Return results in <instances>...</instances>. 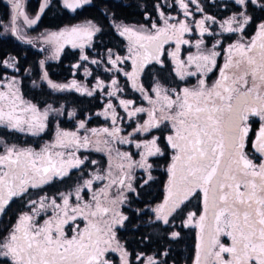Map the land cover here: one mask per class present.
Listing matches in <instances>:
<instances>
[{"label": "snow or ice", "instance_id": "snow-or-ice-1", "mask_svg": "<svg viewBox=\"0 0 264 264\" xmlns=\"http://www.w3.org/2000/svg\"><path fill=\"white\" fill-rule=\"evenodd\" d=\"M90 2L63 0V7L75 11ZM234 2L239 10L220 23L222 33L239 34L227 48L221 40L206 46L205 34L215 35L210 31L217 23L215 17L203 15L188 22L193 16L190 4L196 5L197 12L204 11L199 0H175L184 19L161 11L162 26L156 22L151 28L139 29L116 25L119 35L129 42V55L110 56L108 63L119 72L117 65L131 60L132 70L123 74L148 105L119 100L127 118L136 120L127 135H121L118 123L123 117L108 102L97 115L110 119V127L88 129L85 120H78L75 130L57 124L52 140L38 149L9 144L0 136V264H115L114 253L119 264H132L131 254L117 235L129 220L123 207L129 203L128 194L137 192L135 170L144 171L147 179L143 185H147L153 179L151 158L164 156V147L171 150L164 197L148 211L136 209L135 214L142 218L150 212L145 223L154 228L171 225L181 217L183 227H194L197 236L192 264H264V19L256 24L253 35L245 33L254 22L248 9L256 6L264 11V0ZM8 5L10 28L5 26L4 32L31 43L25 40L20 22L29 28L36 25L49 0H43L35 17L26 12L23 0H8ZM193 25L200 36L194 44L197 51L182 58L181 45L191 44L185 34L193 32ZM99 31L88 21L49 32L44 40L56 44L58 53L64 44L83 48ZM170 43L175 44L171 51L165 48ZM218 49L223 50V64H218ZM164 56L170 59L171 72L183 86L172 87L157 78L150 89L145 88L141 74L148 65L165 68ZM81 59L88 57L82 55ZM2 66L16 69V58L4 60ZM217 69L216 79L209 83V74ZM190 78H195L194 84H189ZM43 79L53 90L72 88L88 96L96 88L106 87L100 80L91 91L76 81L56 84L47 73ZM18 83L15 78L0 79V128L40 136L48 129L50 114L62 116L64 109L49 104L41 111L23 99ZM111 89L107 92L110 97L123 91L115 78ZM68 116L74 118L76 113ZM164 129H168L167 135ZM153 130H160L161 135H151ZM118 144L134 145L138 152L121 151ZM90 149L105 152L106 168L90 171L88 178L67 192L41 194L45 186L69 179L73 170L86 169L88 157L79 153ZM90 164L95 166L97 161ZM195 197L200 198L202 211L199 215L192 211L185 214ZM17 201L21 208L15 222H2L7 209ZM161 232L169 240L180 236L167 227ZM159 256L167 257L168 251L154 255L140 252L135 259L138 264H168Z\"/></svg>", "mask_w": 264, "mask_h": 264}, {"label": "trees", "instance_id": "trees-1", "mask_svg": "<svg viewBox=\"0 0 264 264\" xmlns=\"http://www.w3.org/2000/svg\"><path fill=\"white\" fill-rule=\"evenodd\" d=\"M40 1L28 0L25 4L26 11L29 14L35 15L38 11ZM160 4L161 0H91L89 4L70 12L63 7L60 0H50L49 7L41 15L33 31L35 34L40 35L91 21L101 31L96 33L92 39L90 48L85 50L87 57L90 59L102 58L108 53H113V51L122 55L125 48L122 39L118 35L116 25L123 24L138 28L140 26L150 25L152 22L157 23V5L160 6ZM199 4L204 10L202 13L215 17L216 21H222L239 10V7L230 0H199ZM248 12L254 18V22L245 28L247 37H250L256 29V24L261 19H264V11H261L259 7L252 6L248 9ZM8 14L5 1L0 0V23H6ZM204 38L208 37L205 36ZM236 38L237 34H218L216 38H212L210 44L216 40H221L224 48V46H228ZM31 45L32 43L21 41L12 37L11 34H2L0 29V76L5 73L2 62L10 57H15L16 69L11 72L20 78L19 89L22 96L40 107H45L50 104L56 109L63 108L64 115L60 116L57 123L61 128L66 130H75L78 120H85L86 117L93 116L101 109L100 96L98 93H93L92 96H88L87 94L74 91L71 88L63 91L58 90L53 94L44 85L39 84V63L42 61L44 54L35 50ZM185 51L186 48H184L181 54L182 56H184ZM163 59L166 62L165 68L161 69L160 66L152 64L143 72L140 81L144 84L145 88L149 89L150 87L146 85L147 82L144 77H149L150 75L154 79L161 78L167 81L169 86H183V82L176 79L175 74L171 72L172 65L169 59L166 56ZM78 62V52L65 48L56 60H47L45 62L44 71L47 73L49 80L57 84H65L73 77L78 80L83 77L81 67L76 70L74 69V65ZM90 70L91 75L87 79L88 85L92 83L91 80L95 76L99 75L98 72L96 74L94 68H90ZM69 112H75L76 116L70 118L68 116ZM49 120L47 131H52L54 121L52 119ZM100 121L98 117H92L86 122V126L89 128L97 126L102 123ZM167 132L168 129L164 130V135ZM0 136H3L8 142L23 139L20 142L22 145L28 144L31 141L28 136L20 137L14 131H9L4 128H0ZM161 145L162 147L165 146L163 140H161ZM166 150L167 148L164 147V151ZM160 160L163 164L166 161L164 156L159 159H152L154 168L158 167ZM152 173L156 176V179L148 183V186L137 189V198L132 199V207L142 209V206L145 205V211H148L155 200L157 202L161 201L160 195L157 197V194L164 181V176L155 170ZM191 209L198 213L197 204L193 205ZM187 211H190V208H186L185 214ZM144 216L140 218L130 214L129 220L125 223V227L118 234L120 242L125 245L131 254L130 259L132 264H138L135 259L137 253L143 252L145 255H154L157 252L162 253L165 250L168 251V256H159L158 258L166 259L168 264H192L197 236L195 229L183 227L181 224L182 217L178 218L174 223L179 224L173 226V230L180 232V236L176 240H169L166 236L162 235L161 229L159 230L145 223L149 219V214ZM170 226H167V228L173 231L170 229ZM144 237H151V240H146ZM113 259L115 260V264H118L117 258L115 257Z\"/></svg>", "mask_w": 264, "mask_h": 264}, {"label": "rangeland", "instance_id": "rangeland-1", "mask_svg": "<svg viewBox=\"0 0 264 264\" xmlns=\"http://www.w3.org/2000/svg\"><path fill=\"white\" fill-rule=\"evenodd\" d=\"M4 1H5V4H6L7 8H8V13L9 14H8V20L6 21V23H4V22L0 23V29L2 31V34L10 35V31L8 33L4 32V27L5 26H8L10 28V24H9V20H10V6L8 5V0H4ZM27 1L28 0H23L24 5L27 3ZM60 1H61V4L63 5V0H60ZM230 1L235 4L234 0H230ZM42 2H43V0L40 1V4ZM49 2H50V0H49ZM40 4H39V7H40ZM168 5H172V6L169 7ZM83 6H85V5H83ZM236 6H238V5H236ZM189 8H190V11L193 12V16L188 18V22L189 23H191L193 21V19L198 20V19H201L203 15H206V14H204L202 12H197L196 11V5H194V4H190ZM25 10H26V7H25ZM38 10H39V8H38ZM67 10H69V9H67ZM69 11L71 12L72 10H69ZM161 11L164 13L165 16H173V17H177L178 19H184L183 12L175 5V0H161V4H160V7H159V10H157V12H158L157 13L158 14L157 15L158 16L157 17V24L162 26V20L160 18V14H159ZM29 15L32 16V17H35L36 14L35 15L29 14ZM228 18H226V19H228ZM226 19H223L222 21H217L216 24H212L210 26V31L215 33V35L209 36V35L205 34V36L208 37V38H204L205 42H206V46L210 47L211 46L210 42L212 41V38H216V36L218 34L233 35V34L222 33L221 32L220 23H222ZM20 23H21V27L23 29L22 34L25 36V40H28V41L32 40V42H31L32 45L31 46L35 50H38V52H41V53L44 54V56L42 58V61L44 62L43 65H41V61L39 63V69H40L39 84L44 85L53 94L58 91V90H53L52 88H50L48 86L47 80L43 79V77L45 75L44 65H45V62L47 60H56L59 57V55H60V53L62 52L63 49L69 48L70 50H76L78 52V54H79V62L76 64V65H78V67H74V69L76 70L77 68L81 67L82 68L81 71H82L83 77H81L80 80H78L75 77H73L67 83H65V85H69V84L72 83V81H76V83L78 85H80L83 88H87L88 90L91 91L96 86L97 80H100L106 86L103 89L96 88L95 91L93 92V93H98V95L101 98L100 99V102H101V105H102L101 109L99 111H97L93 116H88L85 119V121L87 122L92 117H98L101 120L100 122H102V123L97 125V126L90 127V128L88 126H86V128H88V129H91V128L99 129V128L110 127L111 126V120L110 119L106 120L103 115H97V113H102L105 110V106H106V104L108 102H111L114 106H116L117 112L119 113V115L121 117H123V121L122 122L118 121V123L120 124V127L123 129L121 135H127V133L132 130V127H135L136 120L135 119L129 120L127 118L126 113L123 111V109L119 107V100L120 99L132 100V101H134L136 106H144V107L148 106L147 102L142 99L141 94L131 87V82L128 81L127 77L123 74L124 72H130L132 70L131 60H125L124 63L118 64L117 67L121 70L119 72H117L115 69H113L112 65L110 63H108V60H109L110 56H111L112 59H115L117 56L123 58V57H126V56L129 55V52H128L129 44L126 41H124L122 39L123 46L125 48L124 53H122V55L117 54L115 51H113V53L112 52L108 53L107 55L103 56L102 58H92V59L88 58L87 60H82L81 56L82 55L87 56L86 53H85V50L90 48V44H91L92 40L89 43L85 44V46L83 48L73 47L71 44H64L63 47L60 48L59 52L57 53V50H56L57 49V45L54 44V43H46L45 40H44V36H46L49 32L48 33H43V34H40V35L39 34H35L34 31H33V28H34L35 25L32 26L31 28H29L27 26H23L22 21ZM86 23L87 22L76 24V25H85ZM152 23L150 25H146L144 27L145 28H151ZM93 24H95V23H93ZM76 25H74V26H76ZM70 27H72V26H70ZM70 27H68V28H70ZM140 27H138L137 29H139ZM56 32H58V31H56ZM95 35H96V33L93 35V37ZM93 37H92V39H93ZM199 38H200L199 33H198V31L195 30V27L193 25V32L185 34V39L190 40L191 44L190 45H181V54L184 51V48H186L184 56L181 55L182 58L187 57L189 55V53H195L197 51L196 48L194 47V44H195V41L197 39H199ZM165 48L168 49L169 51H171V50H173L175 48V44L174 43L167 44V45H165ZM224 48H227V46H224ZM218 50L221 51V55L217 58L218 64H223V62H224L223 50L222 49H218ZM93 60L98 61V63H92ZM170 63H171V61H170ZM171 65H172V63H171ZM90 68H94L96 74L98 72L99 75L95 76L93 78V80H91L92 83L90 85H88L87 84V79L90 78V75H91ZM108 69H112V70L108 71ZM3 70L5 71V73L2 76H0V79L15 78L19 82L18 83V87H19L20 78L18 76L13 75V73L11 72V71H14L15 69L3 67ZM217 73H218V69L214 73H210L209 74V76H210L209 83H211L212 81H214L216 79V74ZM141 77H142V75H141ZM141 77H140V80H141ZM114 78L118 81V86H119V88L123 89V91L117 92L116 96H111L110 97V96L107 95V92L112 90L111 89V80L114 79ZM144 79L147 82L146 85H149V87L151 88V86L153 85V82L155 80L154 78H152V75H150L149 77L145 76ZM190 79H191V81H189V84H194L195 83V78H190ZM212 79H214V80H212ZM72 90L76 91L75 89H72ZM20 95L22 96L21 93H20ZM23 99L26 100V101H29L28 99H26L24 97H23ZM33 104H35V103H33ZM38 107L41 109V111H43L46 106L45 107L38 106ZM141 115L143 116L144 114H141ZM144 118H146V116ZM49 119H52L54 121L53 130L52 131H46L45 133L41 134L40 136H31V135L26 134V133H20V132H15L14 131L20 137L28 136L31 141L28 144H25V145L20 144V142L23 141V139H17L14 142H11V141H9V142L7 141V142L9 144H17L19 146H31V147H34V148L38 149L45 142H50L52 140L53 135H54L55 130H56V126L58 124L57 120L60 119V116H57L55 114H50ZM83 134H84V130H81V135H83ZM147 138L150 139L151 136H148ZM34 144H37V145H34ZM116 147H119L121 151H130L132 153H137L138 152V150L135 148L134 145H119L118 144V145H116ZM79 155L87 156L88 160H89V163H88V167L86 169H83V171L79 170L78 175L75 177V181H74V184H73L72 187H75V185L78 182H82V178L83 179L88 178V173L90 171L95 170V168L103 169V168H106L107 165H108V157L105 154V152H96L95 150H91V149L90 150H81ZM158 157H152L151 161H152V159H155V158H158ZM136 159H139L138 155L136 156ZM91 160H96L97 161V165H95V166L91 165L90 164ZM154 170L161 175L162 171H161V169L159 167H157V168L153 167L152 170H151V175H152V171H154ZM135 177H136L135 186H136L137 189H142V188L146 187V186H142L141 187V185H143V181L145 179H147V175L144 173L143 170L136 169L135 170ZM153 180H154V178L151 181H153ZM70 189L64 190V192H67ZM59 192H61V191H59ZM128 195L130 196L131 199H133L136 194L135 193H129ZM196 199H198V198H196ZM160 202H157L155 200L154 204L151 207H154L156 204H158ZM201 209H202V206H201ZM198 212H199V210H198ZM148 214L150 216L151 213L149 212ZM199 214L200 213H197V215H199ZM178 224L179 223H174L173 222V224H171V226L170 225H168V226H170V229L173 230L174 229L173 226H176ZM164 227H167V226H164ZM189 228L195 229L194 227H189ZM158 229L160 230V229H162V227L160 226V228H158ZM195 231H196V235H197V230L195 229ZM114 256L119 260V257H118L117 254L114 253Z\"/></svg>", "mask_w": 264, "mask_h": 264}, {"label": "flooded vegetation", "instance_id": "flooded-vegetation-1", "mask_svg": "<svg viewBox=\"0 0 264 264\" xmlns=\"http://www.w3.org/2000/svg\"><path fill=\"white\" fill-rule=\"evenodd\" d=\"M256 30V29H255ZM255 33V31L253 32V34ZM252 34V35H253ZM239 35V34H238ZM237 35V36H238ZM147 68V67H146ZM145 68V69H146ZM143 74V73H142ZM141 74V75H142ZM212 80H214V79H212ZM258 127V123L257 124H255L254 125V127H253V131H252V133H251V136L254 138V136H255V130H256V128ZM164 130H166V129H164ZM163 130V131H164ZM151 135H157V136H160L161 135V131L160 130H153V132L151 133ZM166 135H167V133H166ZM170 156H171V150L170 149H167L166 150V154L164 155V157H165V163L163 164L162 163V161L160 160L159 161V164H158V167L161 169V175H163L164 176V181L162 182V185H161V187L159 188V190H158V194H157V197H158V195H160V198H161V200L163 199V197H164V193H165V184H166V182H167V180H168V176H167V172H166V168H167V165H168V163H169V161H170ZM161 157H163V156H159L157 159H159V158H161ZM78 172H79V170H73L72 171V173H71V177L69 178V179H66L63 183H60V182H56V183H54V184H52V185H48V186H45V188H44V192H41V194H44V193H47L48 195H54V194H56V193H58L59 191H64V190H67V189H70V188H72V186H73V184H74V181H75V177L78 175ZM153 172V171H152ZM152 176H153V178L154 179H156V176H154L153 175V173H152ZM150 182H152V181H150ZM149 182V183H150ZM143 186H148V184L147 185H143ZM136 194V193H135ZM130 197V196H129ZM33 198H35V196L33 197ZM134 198H137V195H135L134 196ZM196 198H198V199H196ZM131 202H132V199L130 198L129 199V203H128V205H126V206H124L123 207V211L125 212V214L126 215H128V216H130V214H133V215H135V216H137L136 214H135V210L137 209V208H134V207H132L131 206ZM197 204V206H198V210H199V212L198 213H200L201 211H202V209H201V206H202V203H201V200H200V198L199 197H195V198H192L191 199V201H190V203H188L187 205V207L188 208H190V211H192V212H194L193 211V209H191V208H193V205H196ZM20 208H21V205H20V202L19 201H17V202H14V203H12L11 205H10V207L7 209V214L6 215H3V217H2V222H8L9 220H11L12 222H15V215H16V213L20 210ZM151 208V207H150ZM149 208V209H150ZM141 209V208H140ZM142 209L143 210H145V205L144 206H142ZM151 215V214H150ZM145 217V216H144ZM146 221V220H145ZM0 226H2V224H0ZM161 227H163V225H161ZM124 228V227H123ZM123 228H120L119 230H118V232H117V235L119 234V231L120 230H122ZM112 258H115V256H114V254H112ZM118 260V259H117ZM118 263H119V260H118Z\"/></svg>", "mask_w": 264, "mask_h": 264}, {"label": "water", "instance_id": "water-1", "mask_svg": "<svg viewBox=\"0 0 264 264\" xmlns=\"http://www.w3.org/2000/svg\"><path fill=\"white\" fill-rule=\"evenodd\" d=\"M118 35H119V32H118ZM120 36V35H119ZM14 37V36H13ZM123 40H125L128 44H129V42H128V40L125 38V37H122V36H120ZM14 38H16V37H14Z\"/></svg>", "mask_w": 264, "mask_h": 264}]
</instances>
